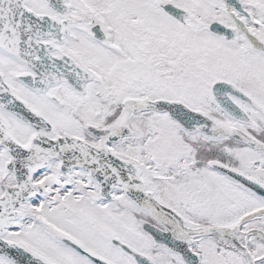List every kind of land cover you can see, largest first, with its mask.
<instances>
[{
	"label": "snow or ice",
	"instance_id": "snow-or-ice-1",
	"mask_svg": "<svg viewBox=\"0 0 264 264\" xmlns=\"http://www.w3.org/2000/svg\"><path fill=\"white\" fill-rule=\"evenodd\" d=\"M0 264H264V0H0Z\"/></svg>",
	"mask_w": 264,
	"mask_h": 264
}]
</instances>
